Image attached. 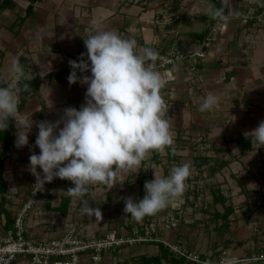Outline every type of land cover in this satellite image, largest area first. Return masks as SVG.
<instances>
[{
  "label": "crops",
  "instance_id": "0c3cea01",
  "mask_svg": "<svg viewBox=\"0 0 264 264\" xmlns=\"http://www.w3.org/2000/svg\"><path fill=\"white\" fill-rule=\"evenodd\" d=\"M262 2L6 1L0 7V82L6 86L0 87L19 89L20 103L23 89L17 84L21 79L49 73L54 76L42 80L39 91L30 93L19 111L29 113L27 119H32L33 125L28 145L19 148L16 129L14 144L4 162L7 186L4 192L0 190V222L10 226L34 194L36 177L28 166L30 155L40 153L35 146L37 123L55 122L65 108L79 110L85 103L87 85H70L68 76L60 79L59 74L69 67V60L80 59L81 53L87 52L83 38L89 34L90 23L97 21L104 30L135 39L140 48L154 49L158 56L150 64L175 51L174 62L153 69L165 81L161 95L167 105L166 118L173 133L171 146L177 158L169 160L165 149L159 163L142 162L139 169L119 177L112 189L92 185L81 198L67 193L74 186L70 181L54 178L35 196L27 218L28 235L38 239L58 237L70 220H77L88 233L102 234L113 224L125 221V198H143L138 177L153 180L154 171L167 177L173 166L188 163L195 189L176 200L180 201V209L175 210L179 225L162 230V235L171 241L183 240L192 251L214 261L225 256L231 259L230 264H264L251 259L264 253V184L257 177L261 168L264 171V147L258 149L250 133L264 121V27L242 18L246 10H259ZM174 12H179L178 18L173 17ZM226 14L230 19L209 42L206 56L191 55L199 46L193 34L207 32L215 20ZM172 21V26H166ZM13 60L23 67V77L12 73ZM192 65L197 67L195 74L190 73ZM82 75L91 73L77 71L78 77ZM208 95L217 102L211 110L202 112L200 106ZM3 147L0 141V153ZM37 171L42 175L41 169ZM65 197H70L66 214L48 207V201L51 206H60ZM85 201L98 208L102 217L82 212ZM228 207L232 210L225 217ZM158 253L153 244L136 243L106 252L101 264H145L141 256ZM160 264L171 263L163 259Z\"/></svg>",
  "mask_w": 264,
  "mask_h": 264
},
{
  "label": "clouds",
  "instance_id": "9594fccd",
  "mask_svg": "<svg viewBox=\"0 0 264 264\" xmlns=\"http://www.w3.org/2000/svg\"><path fill=\"white\" fill-rule=\"evenodd\" d=\"M88 32L83 38L87 52L81 53L79 61L69 60L71 72L67 77L70 85H87L85 103L79 110L65 108L55 122L37 123L35 146L40 153L30 155L28 166L36 185L43 187L54 178L68 180L74 186L67 193L77 198L83 197L92 185L112 189L123 174L139 169L153 152H162L173 144L167 105L161 95L165 81L149 63L158 53L149 47H138L135 39L102 29L97 21L90 23ZM11 71L17 78L24 76L18 60H13ZM77 71L91 75L78 77ZM18 92L11 86L0 87V129L8 128L9 117L18 120L19 148L28 145L33 121L27 119L29 113L19 112ZM216 102L214 96L208 95L200 111L211 110ZM250 133L257 148L264 147V121ZM190 175L188 163L173 166L167 177L154 171V179L144 184L142 199L125 198V215L140 222L157 214L183 195ZM84 205L82 212L102 217L98 208L90 207L86 201Z\"/></svg>",
  "mask_w": 264,
  "mask_h": 264
},
{
  "label": "built area",
  "instance_id": "2783aa9c",
  "mask_svg": "<svg viewBox=\"0 0 264 264\" xmlns=\"http://www.w3.org/2000/svg\"><path fill=\"white\" fill-rule=\"evenodd\" d=\"M38 5V2L35 4ZM175 18L179 17V12L173 13ZM242 18L246 21H253L255 24L264 27V0L259 10L249 9L242 13ZM229 15H222L210 26L207 39L200 43L198 48L190 54L203 58L206 56L207 46L214 35L220 32L227 21ZM175 51L167 52L160 58V62L151 64L154 67H164L175 61ZM196 65L190 67V73H196ZM202 147V146H201ZM258 181L264 184V171L261 168L258 173ZM196 181L188 178L186 190L195 188ZM34 194L28 202L17 212L10 226L6 222H0V264H101L104 254L110 250H116L125 245H133L146 240H160L177 256L184 257L200 264H230L229 257H223L219 261L211 260L209 257L203 258L198 252L192 251L183 240L171 241L166 237H152L151 233L158 230L157 224H152L142 233L138 225L128 229L120 224L105 231L102 234L88 233L85 227L77 220H70L58 237L48 239H38L28 235L27 218L32 209L36 194L42 190L40 185L33 182ZM165 217L162 230L175 228L179 225L180 219L176 216L175 210L180 209V201H175L171 205ZM252 260L264 261V253L253 255Z\"/></svg>",
  "mask_w": 264,
  "mask_h": 264
},
{
  "label": "trees",
  "instance_id": "16d2710c",
  "mask_svg": "<svg viewBox=\"0 0 264 264\" xmlns=\"http://www.w3.org/2000/svg\"><path fill=\"white\" fill-rule=\"evenodd\" d=\"M2 1L3 2L0 1L1 2L0 7H3L5 5L6 1H10L11 2L12 0H2ZM218 4L221 5V3H218ZM173 21L171 23H169L168 25H166V26H169V25L172 26L174 24ZM175 21H178V20H175ZM208 33H209V30L207 32L196 33V34H193V35H194V38L197 40V42L200 44V43H203L207 39ZM178 51H180V50H178ZM76 61H79V59H76ZM70 72H71V68L69 66V67H67V68H65V69H63L61 71V73L59 74V78L63 79L65 77L69 76ZM53 76H54L53 73H49L45 77L32 76V77H26V78L21 79L19 84H17L18 88L20 87L21 89H23V92H22L21 97H20V103L18 105V110L19 111L21 110V108L25 104L27 98L29 97L30 93H33V92L36 93V92L39 91V86H40V83L42 82V80H44L45 78H52ZM0 85L6 86L5 84H3L1 82H0ZM24 86H26V87L23 88ZM16 122H17L16 119H14L12 117H9L8 121H7V123L9 124L8 128L6 130L0 129V141L4 142V147H3V149H2V151L0 153V188H1L0 190L3 191V192L6 190V186H7V182L4 179V177H3L4 162H5L6 158L8 157V154H9L8 151L10 150L11 146L14 144V141H15V132H16V129H17ZM166 152H167L166 155H167L169 160L177 158L176 154L174 153V149H173L172 146L167 147L166 148ZM162 157L163 156L161 155V152H153L152 153V157L144 160L143 163H147V164H150L152 162L159 163L162 160ZM138 179L141 182L142 194H143V197H144V195H145L144 184H145L146 181H151V178L144 179L143 176H140V177H138ZM194 189L195 188L187 190V193H189V191H192ZM49 196H50V198H52V195H49ZM188 196L189 195H187L186 198ZM110 197H112V196H110ZM186 198H185V200H186ZM48 200H49V197H48ZM69 201H70V197H65L63 199V202H62V204H63L62 207H61L62 204L60 206H58V207L51 206V203L48 201V207L50 209H59L60 211H62L63 214H66L67 211H68ZM123 204H124V202L122 203V207H124ZM168 207L171 208V206H168ZM163 210L166 212L165 209H163ZM231 210H232L231 207L226 208V212L224 214L225 217H227L230 214ZM161 214H162V212H161ZM152 218L153 217L148 218V222H146V224L151 225L152 222H153V220L151 221ZM130 228H132V227L129 226L128 229H130ZM146 228L147 227L141 228L140 231L142 233H145ZM151 235L154 238L155 237H164L162 235V230L159 231V229L152 231ZM143 242L146 243V244H153V245L157 246V248L159 250V253L156 254V255H151V256L143 255V256H141L139 259L145 264H160L163 259L168 260L171 264H200V263H196V262H193V261H190V260H186L184 257L177 256L175 253H173L169 249V247H167L160 240H146V241H142V242H138V243H143Z\"/></svg>",
  "mask_w": 264,
  "mask_h": 264
},
{
  "label": "rangeland",
  "instance_id": "374dc122",
  "mask_svg": "<svg viewBox=\"0 0 264 264\" xmlns=\"http://www.w3.org/2000/svg\"><path fill=\"white\" fill-rule=\"evenodd\" d=\"M136 194H137V196H138V191H136ZM133 195H134V193H133ZM170 206V205H169ZM165 210H166V212L164 211V210H161V212H162V214H161V212L159 211L157 214H155V215H151V216H146L145 218H143V220L142 221H140V222H137V221H135L130 215H127V217H126V219H125V221L123 222V224H121V223H115V224H113V227H111L110 229H112V228H114L115 226H117V225H121V226H125L126 228H129V226L131 227V226H133V225H138L140 228H145V227H149L150 225L149 224H146V222H148V218H151V217H153L152 219H151V221L153 220V222H155V224H157V226H158V228H159V231H161L162 230V226H163V224H164V222H165V215H166V213L169 211V210H171L169 207H166V208H164ZM178 214L179 213H177L176 214V216L178 217ZM155 216V217H154ZM179 218V217H178ZM109 229V230H110ZM108 231V230H107Z\"/></svg>",
  "mask_w": 264,
  "mask_h": 264
}]
</instances>
